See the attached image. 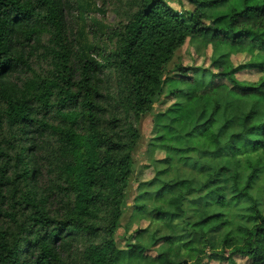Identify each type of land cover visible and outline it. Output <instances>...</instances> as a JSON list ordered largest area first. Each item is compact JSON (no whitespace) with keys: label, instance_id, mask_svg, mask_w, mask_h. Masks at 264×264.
Masks as SVG:
<instances>
[{"label":"trees","instance_id":"1","mask_svg":"<svg viewBox=\"0 0 264 264\" xmlns=\"http://www.w3.org/2000/svg\"><path fill=\"white\" fill-rule=\"evenodd\" d=\"M191 2L195 10L182 13L165 0H116L120 20L91 19L95 41L85 45L72 16L88 19L87 3L0 0V264H264V187L255 192L264 182V0ZM188 41L211 47L212 67L177 65L167 75ZM233 53L248 60L235 66ZM248 70L260 72L257 82L237 78ZM167 84L174 103L163 116L205 99L210 113L186 136L199 145L195 158L169 145L166 126L156 129L151 147L166 157L140 185L135 215L157 230L120 249L140 120ZM181 164L193 176L159 179ZM197 194L212 199L193 207L189 225L185 206ZM177 220L190 226L186 247L203 244L187 247L199 256L145 255L173 243L161 232ZM222 230L215 250L210 235Z\"/></svg>","mask_w":264,"mask_h":264},{"label":"rangeland","instance_id":"2","mask_svg":"<svg viewBox=\"0 0 264 264\" xmlns=\"http://www.w3.org/2000/svg\"><path fill=\"white\" fill-rule=\"evenodd\" d=\"M167 3L182 13H190L195 10V4L191 0H165ZM228 1H240V0H228ZM82 6L87 3L88 5V16L89 18L85 20H79L80 12H76L72 16L74 25L79 31V35L84 40V44L92 43L95 41L92 39V34H88L90 31V21L93 19V26H98V22L108 26L117 23L120 20L122 10L116 8V0H106V8L101 9L104 4L103 1H92L84 0V4L79 0ZM92 3V4H90ZM94 20H96L94 22ZM209 21L205 20V24H208ZM100 24V25H101ZM109 25V26H110ZM107 29L100 28L99 34L106 33ZM102 41V40H101ZM97 41L96 43H100ZM82 47V46H81ZM84 48V47H83ZM212 49L211 47L205 48L202 44L197 45L193 42H187L180 50L177 51L172 63L167 68V75L173 76L174 67L181 65L183 68H192V67H203L211 68L212 67ZM248 60V56L245 53H233L231 56V61L235 66L241 65ZM214 70V69H213ZM261 74L256 70H248L241 72L237 75V78L240 81L245 82H257ZM174 89V86L169 84L165 87L164 95L160 100L154 105V109L151 113L145 115L139 124L140 139L136 146L134 156H133V174L129 182L127 197H126V208L122 218V228L118 230L116 235L117 245L120 249H127V245L136 244V236L139 231L149 228V233L156 231V226L154 222H151L149 215L137 217L135 215V205L137 204V198L141 192L140 185L151 181L156 175V165L155 160H162L166 157V153L160 149L154 150L151 147L152 139L156 136V129L160 126L167 127V137L169 140V145H174L176 148L183 150L181 154L184 157L195 158L197 156V150L199 145L194 140L186 138L195 126L203 123L211 109V104L209 100L205 99L202 101H196L189 105L186 108L172 106L173 110L167 116H163V113L166 112L168 107L174 103V99L167 97L168 93ZM183 164V163H182ZM182 164L177 167L174 171L160 175L159 179L164 181H170L180 176H193V171L189 167L182 166ZM184 165V164H183ZM263 179L260 180L257 184V189L255 192H259L264 187ZM212 199L211 195L208 194H197L190 198L189 202L185 206L187 211V223L192 225L195 221L193 217L192 209L193 207L204 206L207 202ZM148 210L156 205L154 201H148ZM190 229V226L187 224H182V221H174L173 224L165 226L162 228L161 236L171 235L175 239L170 245H161L151 248L145 252V255L152 258L158 256L160 250L165 249L169 252L170 258L176 262L178 261H193L199 255L197 252L188 251L189 248H197L199 250L203 249V244L196 238L192 243L185 246L184 241L180 239L182 229ZM145 234L144 240L149 243V238L147 239L148 234ZM224 236V230L217 231L210 235V242L213 249L218 250L222 246V238ZM195 238V237H194ZM159 250V251H158ZM235 260L238 264H250L244 257L236 256ZM210 264H229L228 262H211Z\"/></svg>","mask_w":264,"mask_h":264}]
</instances>
